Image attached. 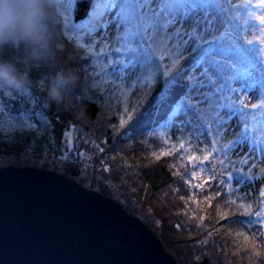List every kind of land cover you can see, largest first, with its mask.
Masks as SVG:
<instances>
[{
    "label": "trees",
    "instance_id": "trees-1",
    "mask_svg": "<svg viewBox=\"0 0 264 264\" xmlns=\"http://www.w3.org/2000/svg\"><path fill=\"white\" fill-rule=\"evenodd\" d=\"M209 1L219 3V0ZM240 21L237 18L234 24L230 19L219 40L198 46L180 62L183 72L174 81L175 68L168 77L163 75L168 65L164 60L150 86L137 82L138 88L134 87L131 92L122 90L125 93L119 90V82L109 76L110 66L101 67L98 56L87 47L80 48L75 36L71 35L73 39L69 40L60 21L57 25L60 59L71 57L79 77V86L72 94V106H44L40 84L47 73L56 70V63L36 74V84L30 95H0V155H11L21 165L30 164V159L13 155L7 144L9 138L21 134L23 154L45 151L60 154L66 160L62 162L64 172L60 173L66 177L79 171V167L68 162L73 155L89 158L95 167L101 162L107 176L100 178H104L106 185L99 183V188H94L92 182L86 187L110 197L112 192L107 187L112 186L111 182L117 185L119 190L113 192L126 202V207L133 202L139 215L149 218L148 226L178 264H264V235L258 234L264 229L255 216H245L242 209L237 210L239 203L229 195L227 175L219 160L211 156L203 164L189 163L183 158L188 154L179 148L171 155L158 156L172 143H162L161 125L168 121L177 101L183 96L189 97L194 87L188 79L190 68L198 64L202 53L211 46L210 50L217 57V52L231 55L234 42L243 44L241 28H234L242 23ZM242 69L239 65V70ZM187 102L185 99L184 104ZM121 118L125 121L123 126ZM44 127L48 137L40 143L35 142L34 136ZM70 127L74 132L72 144L68 146L63 137ZM153 132L156 135H149ZM193 171L198 174L195 178ZM205 177L209 179L205 181ZM74 180L82 185L81 181ZM196 184L202 187L197 188ZM229 199L236 203H224ZM260 201L253 211L259 210ZM218 210L228 213L225 219L220 218ZM131 213L138 212L132 210ZM237 233H243L248 241Z\"/></svg>",
    "mask_w": 264,
    "mask_h": 264
},
{
    "label": "rangeland",
    "instance_id": "rangeland-1",
    "mask_svg": "<svg viewBox=\"0 0 264 264\" xmlns=\"http://www.w3.org/2000/svg\"><path fill=\"white\" fill-rule=\"evenodd\" d=\"M100 2L105 4L107 0H100ZM197 3L203 4L204 7L196 8L191 10L184 21L179 25L181 34L179 39L173 40L171 44L180 45V58L179 63L188 58L190 53H192L198 46H202L209 43L210 40H214V37L220 38L222 33L226 32V25L232 20L234 24L235 20L238 18L242 23L238 24L237 27L241 28V35L244 40H253L257 48H260L259 43L260 39H264V32L261 31L264 28V25H261L258 20L255 19V16L264 15V9L255 7L258 0H219L217 2H211L209 0H196ZM97 0H93L92 7L89 10L88 17L80 22H73L72 9L64 11L62 9V14L60 21L63 24V17L67 16L71 24L80 25L85 24L86 30L81 29L79 32L68 31V35L80 36V42L86 46H90L95 55L98 56V62L101 67L110 66L111 75L109 76L115 81L119 82L121 89L120 91H129L131 92L133 88H138V85L134 82L138 79L147 76L149 72L153 74V77L161 70V65L163 61H160L158 56H153V60L148 64H142L141 59L143 55V47L145 44L150 43L147 39L143 42L140 41V37H134L130 41H124L121 39L124 32V26H121L119 30L116 27V23L113 21L114 12H104L101 15V9L99 14L95 10V5ZM95 4V5H94ZM248 5V6H243ZM154 6V5H153ZM250 13L252 15H250ZM241 16V17H240ZM250 16L245 20L244 17ZM240 17V18H239ZM228 18V21H226ZM107 22V26L105 23ZM233 24V25H234ZM64 27V24L62 25ZM65 30V28H64ZM219 40V39H217ZM187 42V43H185ZM131 45V48L136 49L135 52L131 50H126ZM209 46V44H208ZM88 48V47H87ZM103 49V51H101ZM116 49H121L116 51ZM212 49V46L210 47ZM209 49V50H210ZM176 49L173 48L172 51ZM206 51V50H205ZM205 51L202 53L204 56ZM213 56V59L223 63L224 59L227 57L225 55H215V53L210 50ZM207 59V57H205ZM259 66H264V55L257 57ZM111 61V63H109ZM168 64V60L165 59ZM242 68L246 64H241ZM208 67L206 63L201 61L196 66L190 68L189 73L194 78L195 83L194 87L191 88L189 98L193 101H199V108L203 109L207 113V105L201 99V93L211 91V87L207 84L206 79H202L201 73L204 69ZM237 69H231L226 71L225 74H231ZM152 77V78H153ZM233 87H238V83H233ZM122 93H125L123 92ZM135 93V92H134ZM133 93V94H134ZM234 98H238V94H234ZM259 99V93L256 92L255 96L249 95L246 103L252 104L256 103ZM188 101V100H187ZM188 103V102H187ZM186 103V104H187ZM248 111H253L248 109ZM181 120H191L192 123L188 125H182ZM243 128L242 124L238 123V117H233L228 121L225 126V131L217 132L215 125H213L211 131L213 136L219 135V141L216 145L217 151L212 155V158L219 160L220 164L223 166V171L227 175L228 185L230 186L232 196L240 204L252 203L253 208L258 204L260 199L264 200V197H260L259 190L261 186H264V177H259V172L261 168H264V154L253 151L257 147L264 149V144H260L258 140L259 133L248 130L240 137H237V133H240ZM72 127L66 131L64 135V140L68 146H71L72 142ZM163 132L171 138V142H177L178 138H183L184 140L190 141L198 156H201L203 153L200 149H203L205 145H211L212 136L208 135V127L206 124L200 123L196 117L191 114H184L183 110L180 113L172 116V120L165 124L162 128ZM197 133L199 137L197 138ZM85 135V134H84ZM48 137L47 128L44 127L40 134L34 136L35 142L40 143L43 138ZM22 138L21 134H18L17 137L9 138L7 144L12 149V154L19 156H27L30 158V164L21 165L15 162L13 156L3 157L0 155V166L8 165H18V166H30V167H41L46 168L47 170H54L57 172H64L63 163L60 160H55L53 162H39L37 160H32L33 158H43L46 160L43 153L39 154H23L22 144L20 139ZM229 141H232L229 144L228 148H224L225 144H228ZM239 141V142H237ZM251 143V148L249 147ZM56 152H54L55 154ZM188 155L192 154V150L186 151ZM9 154V153H5ZM96 154V152H95ZM57 155V154H56ZM22 157V158H23ZM241 159L246 161L241 163ZM97 171L87 169L86 167L79 168V171L75 175H71L74 179L81 181L83 186H90L93 182L94 188H99V183L106 185L103 176L100 173L96 174ZM91 173V174H90ZM95 174L94 176H91ZM249 175H252L253 178L249 179ZM96 180L94 181V178ZM112 186L107 188L112 192L110 198H118L123 204H126L124 200L118 197L116 192L119 190L113 182ZM114 191V192H113ZM107 196V195H106ZM129 208L125 206L126 212L129 215L141 217V214L133 202H129ZM132 210L138 212L137 214L131 213ZM142 220L146 223L149 221V218L141 217ZM149 227V226H148ZM150 228V227H149ZM150 230L156 235V233L150 228ZM158 240L161 242L163 248L166 252L172 255L165 247L161 239L156 235ZM174 258V256L172 255ZM175 259V258H174ZM178 264V263H177Z\"/></svg>",
    "mask_w": 264,
    "mask_h": 264
},
{
    "label": "water",
    "instance_id": "water-1",
    "mask_svg": "<svg viewBox=\"0 0 264 264\" xmlns=\"http://www.w3.org/2000/svg\"><path fill=\"white\" fill-rule=\"evenodd\" d=\"M93 0H75L83 20ZM0 264H177L141 217L54 170L0 166Z\"/></svg>",
    "mask_w": 264,
    "mask_h": 264
},
{
    "label": "snow or ice",
    "instance_id": "snow-or-ice-1",
    "mask_svg": "<svg viewBox=\"0 0 264 264\" xmlns=\"http://www.w3.org/2000/svg\"><path fill=\"white\" fill-rule=\"evenodd\" d=\"M59 6L64 11H68L75 6V0H60ZM201 7H204V5L197 3L196 0H107L103 4L100 14L103 15L104 12L115 13L113 21L116 23L117 29L119 30L121 26H124V32L121 37L124 41H130L137 36L140 37L141 42L147 39L150 43L145 44L143 47L141 63L148 64L153 60L154 55L158 56L160 61L167 59L169 63L165 66L163 75L168 77L172 69L175 68L176 73L172 77L174 81L181 76L183 68L179 66L180 45L171 44L170 42L179 39L181 34L179 25L184 21L187 14L191 10ZM255 7L264 9V0H258ZM250 15L252 14L250 13ZM255 19L261 25H264V15L255 16ZM63 24L65 35H68L69 30L73 32H79L81 29L86 30L85 24L73 25L67 16L63 17ZM105 26H107V22ZM261 31L264 32V28ZM68 39L71 40L73 37L68 35ZM213 39L219 38L214 37ZM75 40L80 48L88 47V50L92 51L90 46H86L80 42L79 35L75 36ZM259 43L261 45L260 48L256 47L253 40H245L243 44L234 42L231 48V55L227 56L223 63L213 59L210 50L205 51L204 56L197 63L203 61L208 65L201 73L202 79H206L207 84L212 89L211 91L201 93V99L207 105V113L199 108V101L193 102L189 97L183 96L177 101L175 107L172 109V114L169 115L168 121H165V124L169 123L172 120V116L180 113L182 110L184 114L191 113L200 123L207 125L209 129L208 135L213 137L211 145H205L203 149H200L203 154L198 156L193 150L194 145L190 141L178 138L177 142L171 143V138L166 133H160L162 143L165 145L171 143V147L161 150L158 156L171 155L178 148L183 151L192 150L191 155H185L183 158L189 163L198 162L199 164H203L204 161H208L217 151L216 145L219 141V135L213 136V132L211 131L213 125H215L217 132H223L228 121L233 117H238V123L243 125L241 132L236 134L237 137H240L242 133L248 130H253L259 133V143L264 144V66H259L257 60V57L264 55V39H260ZM173 48L176 50L172 51ZM120 50L116 49V51ZM126 50L136 51V49L131 48L130 44ZM217 55H220V53L217 52ZM241 64H246V66L242 70H239V65ZM231 69H237V71L225 74L226 71ZM152 77L153 74L149 72L147 76L138 79L134 83L138 82L141 86H150L153 82ZM188 79L195 83L191 75H189ZM233 83H238L239 86L233 87ZM257 91L259 99H257L256 103H246L249 95L255 96ZM234 94H238V98H234ZM185 99L188 100L187 104H184ZM249 108L253 111H248ZM124 123V119L121 118V126ZM191 123V120H181L182 125ZM161 127H164V125H161ZM149 135H156V133H149ZM199 135L197 133V138ZM231 143L232 141H229L223 147L228 148ZM249 147L251 148V143ZM252 150L264 154V149L259 147ZM154 155L156 154L154 153ZM240 162L245 163L246 161L241 159ZM197 175V172H192L193 178ZM259 177H264V168L260 169ZM248 178L252 179L253 176L249 175ZM204 179L206 181L209 178L205 177ZM196 187L200 188L202 184H196ZM219 195L220 193L217 192L216 196ZM259 195L260 197H264V186L260 187ZM205 199L210 201L209 197H205ZM224 203L232 205L236 201L229 199L225 200ZM260 205L259 210L253 211L252 203L241 202L237 206V210L242 209V215L255 216L257 218L256 222L264 229V200L260 201ZM218 214L222 220L228 215V213L220 212L219 210ZM258 234L264 235V232ZM237 235L243 236L245 242L248 241V237L243 233H237ZM254 242L255 237H253Z\"/></svg>",
    "mask_w": 264,
    "mask_h": 264
},
{
    "label": "clouds",
    "instance_id": "clouds-1",
    "mask_svg": "<svg viewBox=\"0 0 264 264\" xmlns=\"http://www.w3.org/2000/svg\"><path fill=\"white\" fill-rule=\"evenodd\" d=\"M59 3L60 0H0V95H30L36 74L56 63V70L47 73L40 84L44 106H72L79 77L71 57L60 59ZM102 7L97 0V14Z\"/></svg>",
    "mask_w": 264,
    "mask_h": 264
},
{
    "label": "built area",
    "instance_id": "built-area-1",
    "mask_svg": "<svg viewBox=\"0 0 264 264\" xmlns=\"http://www.w3.org/2000/svg\"><path fill=\"white\" fill-rule=\"evenodd\" d=\"M58 156H54L52 154H45V157H49L50 160H52L53 158L57 159L58 160ZM68 162H70L72 165L74 166H80V167H86L88 169H90V171L92 170H95L97 171L98 173H100L101 175L103 174L104 176H107V170L106 169H103L101 168V162H100V165L98 166H94L93 163L91 162V160H89L88 158L84 157V158H80L78 156H71L70 159L68 160Z\"/></svg>",
    "mask_w": 264,
    "mask_h": 264
},
{
    "label": "bare ground",
    "instance_id": "bare-ground-1",
    "mask_svg": "<svg viewBox=\"0 0 264 264\" xmlns=\"http://www.w3.org/2000/svg\"><path fill=\"white\" fill-rule=\"evenodd\" d=\"M45 154H47V151H45V152H43V155H45ZM20 158H22L23 156H19ZM45 158H48V159H46V160H43V158H33L32 160H37V161H39L40 163L43 161V162H46V161H49V163L50 162H53V161H55V160H57V159H55V158H53L52 160H50V158L49 157H45ZM22 159H27V156H24ZM28 159H30V158H28ZM62 162H64L63 160H62ZM65 163V162H64ZM37 168H41V167H37ZM44 169H46V168H44ZM57 172V171H56ZM60 173V172H59ZM69 174V173H68ZM68 178H70V179H72V180H74L73 179V177L71 176V174H69V177ZM75 181V180H74ZM109 197V196H108ZM113 198V197H112ZM113 199H115V200H118V198H113ZM119 202H120V200H118ZM120 204L122 205V207L124 208V210L126 211V209H125V204H122L121 202H120Z\"/></svg>",
    "mask_w": 264,
    "mask_h": 264
}]
</instances>
